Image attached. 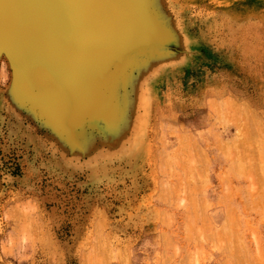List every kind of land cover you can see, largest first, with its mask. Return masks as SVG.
<instances>
[{
	"label": "rangeland",
	"instance_id": "rangeland-1",
	"mask_svg": "<svg viewBox=\"0 0 264 264\" xmlns=\"http://www.w3.org/2000/svg\"><path fill=\"white\" fill-rule=\"evenodd\" d=\"M145 3L170 52L111 87V129L68 142L0 57V264H264V0Z\"/></svg>",
	"mask_w": 264,
	"mask_h": 264
},
{
	"label": "water",
	"instance_id": "water-1",
	"mask_svg": "<svg viewBox=\"0 0 264 264\" xmlns=\"http://www.w3.org/2000/svg\"><path fill=\"white\" fill-rule=\"evenodd\" d=\"M145 1L0 0V54L14 97L72 142L80 119L110 103L111 87L140 50L170 52Z\"/></svg>",
	"mask_w": 264,
	"mask_h": 264
},
{
	"label": "bare ground",
	"instance_id": "bare-ground-1",
	"mask_svg": "<svg viewBox=\"0 0 264 264\" xmlns=\"http://www.w3.org/2000/svg\"><path fill=\"white\" fill-rule=\"evenodd\" d=\"M156 3V2H155ZM168 3V2H167ZM149 5L147 4V7H148ZM150 8V7H149ZM158 10V9H157ZM149 12L151 13V10H149ZM151 15H152V13H151ZM153 16V15H152ZM154 17V16H153ZM158 17H159V15H158V13H157V17L155 16L154 18H156V19H158ZM149 53L150 54H152L153 55V53L151 52V51H149ZM148 51L146 50V49H143V50H140L139 51V54L141 55V56H147L148 57ZM1 56H3L2 54H0V57ZM3 58V57H2ZM141 58V57H140ZM134 62L133 63H130L129 64V66L127 67V70L125 69H123V72H122V75L119 77V79L122 77V79L125 77L126 78V76L129 74V72H131L132 70L134 71H136V70H139L140 69V67H142L143 68V64H145L146 62V60H145V58H144V60H136V59H134L133 60ZM1 62V61H0ZM6 64H7V62H6ZM144 67H146V66H144ZM12 68V67H11ZM13 69V68H12ZM144 69V68H143ZM143 69H142V71H143ZM14 71V70H13ZM133 73V72H132ZM130 75V74H129ZM134 78V77H133ZM127 79V78H126ZM125 79V80H126ZM125 80H124V83H125ZM129 80V79H128ZM122 82H123V80H122ZM138 83V82H137ZM116 84L118 85L119 84V81H117L116 82ZM115 84V85H116ZM123 84V83H122ZM126 84V83H125ZM125 84H123V85H125ZM132 84V83H131ZM120 85V84H119ZM122 85V86H123ZM127 85V84H126ZM119 87H121V85L119 86ZM122 88V87H121ZM135 88V87H134ZM133 88V89H134ZM48 89V88H47ZM138 89V88H137ZM136 91V89L134 90V92ZM50 92V91H49ZM113 92V91H112ZM138 93V92H137ZM50 95V94H49ZM112 95V94H111ZM111 95H110V97H111ZM142 95V94H141ZM51 97V96H50ZM136 97H138V96H136ZM228 97V96H227ZM52 98V97H51ZM50 98V99H51ZM139 98V97H138ZM142 99V98H141ZM229 99L231 100V98L229 97ZM228 99V100H229ZM113 100V99H112ZM234 100V99H233ZM52 101V100H51ZM122 101V100H121ZM144 101V100H143ZM226 101V100H225ZM224 101V102H225ZM120 102V101H119ZM212 102V101H211ZM229 102H231V103H234V101H228V103ZM116 103H118V102H116ZM115 102L113 103V104H115L116 106L114 107V108H116L117 107V110L118 111H120V109L119 108H121L122 110L123 109H127V108H130V103L128 102V101H126V100H124L123 101V103L122 104H116ZM145 103V102H144ZM143 103V104H144ZM212 103H214V101L212 102ZM216 103V102H215ZM228 103L226 102V106L225 107H229V105H228ZM105 104V103H104ZM107 104H109L110 105V103H109V101L107 102ZM106 104V108L104 107V105H103V103H101V106H100V109H101V111L98 113V116H97V121H99V122H102L103 124H105V126H106V128L108 129H111L112 127H110V119H111V121H112V118H111V116H112V114H110V116H108V111L107 110H109L113 105H110L111 107L110 108H108L109 107V105H107ZM102 105H103V107H102ZM140 105H142V104H140ZM209 105H210V103H209ZM217 105V104H216ZM228 105V106H227ZM108 106V107H107ZM143 106V105H142ZM220 106V105H219ZM39 107H40V109L43 111V108H42V106L39 104ZM212 107V106H211ZM211 107H210V109H211ZM217 107V106H216ZM113 108V107H112ZM111 108V109H112ZM224 108V107H223ZM217 109V108H216ZM229 110V109H228ZM137 111V110H136ZM44 112V111H43ZM123 112V111H122ZM234 112V111H233ZM113 116H115V113H114V115ZM126 116V115H125ZM232 116V115H231ZM143 116H141V118H142ZM234 117V116H233ZM92 117H87V118H85V119H82V122L80 123V124H83L84 122H87L86 120H91L92 121ZM139 119V118H138ZM137 119V120H138ZM230 120H231V118H229ZM133 124V123H132ZM83 126V125H82ZM86 126V125H85ZM112 126H114V125H112ZM134 126H135V124H134ZM137 126H138V124H137ZM137 128V127H136ZM131 129H132V125H131ZM112 131V130H111ZM238 131V130H237ZM108 132H110V131H108ZM239 134V133H238ZM244 135V134H243ZM74 136V135H73ZM247 137V136H246ZM179 138H180V136H179ZM181 139H182V137H181ZM238 139V138H237ZM239 139H241V138H239ZM239 139L237 140V142L239 141ZM245 140V139H244ZM248 140V139H247ZM180 141V140H179ZM182 141V140H181ZM223 142V141H222ZM136 143V142H135ZM240 143H241V141H240ZM239 143V144H240ZM181 144V143H180ZM237 143H235L234 144V148H235V145H236ZM245 144V143H244ZM183 145V144H182ZM181 146V145H180ZM230 146H233L232 144L230 145ZM244 146V145H243ZM182 147V146H181ZM223 148H224V145H223ZM250 148V147H249ZM178 149H180V148H178ZM226 149V148H225ZM183 151V150H182ZM194 151H196V150H194ZM230 151V150H229ZM197 152V151H196ZM232 151H230V153H231ZM235 152H237V151H235ZM184 153V152H183ZM187 153V152H186ZM189 153H191V152H189ZM198 154V153H197ZM199 155V154H198ZM205 155V154H204ZM231 155V154H230ZM233 155V154H232ZM236 155H237V153H236ZM177 156V155H176ZM190 156H192V155H190ZM203 156V155H202ZM201 156V157H202ZM204 157V156H203ZM185 158V157H184ZM198 158V157H197ZM234 158V157H233ZM236 158H237V156H236ZM200 159V158H199ZM199 159L197 160V161H199ZM238 159V158H237ZM189 159H187V161H188ZM191 160V159H190ZM194 160H196V158L194 159ZM205 160V159H204ZM161 161H164L163 159L161 160ZM202 161V160H201ZM191 162H192V160H191ZM190 162V163H191ZM163 163V162H162ZM167 163V162H166ZM178 163V162H177ZM177 163H176V165H177ZM194 163H195V161H194ZM196 163H198V162H196ZM239 163H240V161H239ZM243 163V162H242ZM244 164V163H243ZM245 164H247V163H245ZM159 165V164H158ZM179 165V164H178ZM177 165V166H178ZM196 165V164H195ZM240 165H241V163H240ZM191 166V165H190ZM242 166V165H241ZM241 166H239V167H241ZM246 166V165H245ZM249 166H251V165H249ZM182 167V166H181ZM184 167V166H183ZM163 168V167H162ZM161 168V169H162ZM169 168V167H168ZM247 168V167H246ZM249 168V170L251 169L250 167H248ZM256 168V167H255ZM166 169V168H165ZM241 169V168H240ZM181 170V169H180ZM185 170V169H184ZM194 170V169H193ZM200 170V169H199ZM246 170V169H245ZM164 171V170H163ZM192 171V170H191ZM197 171V170H196ZM201 171H203V170H201ZM248 171V170H247ZM254 171V170H253ZM170 172V171H169ZM242 172V171H241ZM249 172V171H248ZM164 173H165V171H164ZM184 173V172H183ZM190 173H192V172H190ZM189 173V174H190ZM196 173V172H195ZM247 173V172H246ZM250 173V172H249ZM174 175V174H173ZM180 175V174H179ZM178 175V176H179ZM188 175V174H187ZM203 175H204V173H203ZM175 176V175H174ZM195 176H196V174H195ZM180 177V176H179ZM178 177V178H179ZM186 177V176H185ZM225 177V176H224ZM174 178V177H173ZM196 178H197V176H196ZM199 178H202L201 176L199 177ZM204 178V177H203ZM192 179V178H191ZM198 179V178H197ZM195 180V181H198V180ZM229 179V178H228ZM179 180H181V179H179ZM193 180V179H192ZM204 180V179H203ZM203 180H201V181H203ZM181 182V181H180ZM179 182V183H180ZM191 182V181H190ZM193 182V181H192ZM178 183V184H179ZM177 184V185H178ZM187 184V183H186ZM179 186H180V184H179ZM179 186H176V187H179ZM164 188V187H163ZM173 188V187H172ZM175 188V187H174ZM184 188V187H183ZM194 188V187H193ZM190 189V188H189ZM188 189V190H189ZM165 191V190H164ZM194 191V190H193ZM192 193V192H191ZM194 193V192H193ZM162 194H164V193H162ZM169 194V193H168ZM188 195V194H187ZM166 196H167V193H166ZM190 197V196H189ZM182 201V200H181ZM34 206V205H33ZM28 210H29V208H28ZM32 211V210H31ZM102 218V217H101ZM103 220V219H102ZM193 222V221H192ZM40 228V227H39ZM200 232V231H199ZM42 234V233H41ZM40 237V236H39ZM41 238V237H40ZM44 238V237H43ZM37 239V238H36ZM43 241V239H41V242ZM44 242V241H43Z\"/></svg>",
	"mask_w": 264,
	"mask_h": 264
}]
</instances>
